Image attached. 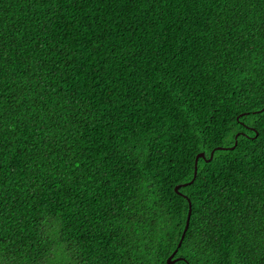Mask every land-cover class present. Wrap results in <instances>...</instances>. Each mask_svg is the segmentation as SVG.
Returning a JSON list of instances; mask_svg holds the SVG:
<instances>
[{
  "label": "trees",
  "instance_id": "1",
  "mask_svg": "<svg viewBox=\"0 0 264 264\" xmlns=\"http://www.w3.org/2000/svg\"><path fill=\"white\" fill-rule=\"evenodd\" d=\"M174 250L264 264V0H0V264Z\"/></svg>",
  "mask_w": 264,
  "mask_h": 264
},
{
  "label": "water",
  "instance_id": "2",
  "mask_svg": "<svg viewBox=\"0 0 264 264\" xmlns=\"http://www.w3.org/2000/svg\"><path fill=\"white\" fill-rule=\"evenodd\" d=\"M236 145H237V142H236ZM233 148H234V147H233ZM233 148H217L216 150H226V149H233ZM214 152H215V151H214ZM214 152H212L209 161L213 158V156H214ZM200 158H205V153H200L199 156H197V159H200ZM196 175H197V171L195 170V176H196ZM192 182H193V181H192ZM192 182H191V183H192ZM191 183H190V184H191ZM179 188H180V186H177V187L175 188L176 191H179ZM191 214H192V206H191V203H190V210H189L188 217H187V224H186V227H185L184 233H183V235H182V238H181V241H180L178 247L181 246L182 241H183V239L185 238V234H186V232H187V230H188V228H189L190 219H191ZM177 252H178V250H176V253H177ZM174 257H175V256L171 255V256L168 258L167 263H168V264H174V263L177 261L176 259H174Z\"/></svg>",
  "mask_w": 264,
  "mask_h": 264
},
{
  "label": "snow or ice",
  "instance_id": "3",
  "mask_svg": "<svg viewBox=\"0 0 264 264\" xmlns=\"http://www.w3.org/2000/svg\"><path fill=\"white\" fill-rule=\"evenodd\" d=\"M198 156H199V154H198ZM193 163H194V166H195L194 170L198 171L199 170V165H200V160L197 159V158H194ZM172 255L176 256V250L173 251ZM182 259H183L182 257L176 256L177 264H180V260H182Z\"/></svg>",
  "mask_w": 264,
  "mask_h": 264
}]
</instances>
